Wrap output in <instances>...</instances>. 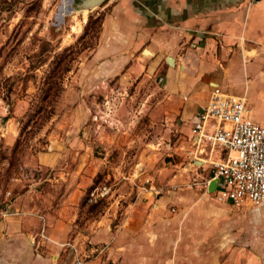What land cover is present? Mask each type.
I'll return each mask as SVG.
<instances>
[{"label": "rangeland", "instance_id": "rangeland-1", "mask_svg": "<svg viewBox=\"0 0 264 264\" xmlns=\"http://www.w3.org/2000/svg\"><path fill=\"white\" fill-rule=\"evenodd\" d=\"M79 1L0 0V264H17L13 256L122 264L130 212L144 247L134 264H264V205L235 210L213 193L199 199L206 185L196 184L202 169L192 162L189 123L162 73L102 77L104 57L90 61L102 26L79 38L111 0L85 12ZM67 3L72 10L59 17ZM192 189L193 202L181 198ZM24 194L36 233L10 239L7 225L23 215L11 204ZM141 197L153 202L142 207ZM46 212L65 220L60 240L43 234Z\"/></svg>", "mask_w": 264, "mask_h": 264}, {"label": "crops", "instance_id": "crops-1", "mask_svg": "<svg viewBox=\"0 0 264 264\" xmlns=\"http://www.w3.org/2000/svg\"><path fill=\"white\" fill-rule=\"evenodd\" d=\"M99 57H104L102 77L107 79H135L162 73L165 94L181 107V118L188 120V130L197 113L207 105L214 86L224 93L244 97L253 119L264 127V0H111L90 61ZM169 58L171 64L167 62ZM198 158L203 163L195 162ZM212 158L194 152L193 165L202 169L199 177L203 182L197 180L198 186L209 178ZM209 193L214 194L206 186L199 199ZM195 195L192 189L186 196L181 194V198L193 202ZM26 197L24 194L11 204L23 215H19L18 224L7 225L5 233L10 239L36 233L26 222L28 208L21 205ZM35 197L42 196L38 192ZM139 201L142 207L153 202L149 197ZM154 202H162V196H156ZM42 203L35 204L37 210ZM133 216L130 212L123 221L122 264H134L132 254L144 249L140 246L142 232L131 230ZM57 217L42 213V232L49 240H60L62 235L55 229L67 226L62 217ZM152 249L158 252L157 247ZM2 251L0 243V256ZM6 256L7 253L3 258ZM11 261L52 264L51 259L43 257H32L28 262L26 257L13 256Z\"/></svg>", "mask_w": 264, "mask_h": 264}, {"label": "built area", "instance_id": "built-area-1", "mask_svg": "<svg viewBox=\"0 0 264 264\" xmlns=\"http://www.w3.org/2000/svg\"><path fill=\"white\" fill-rule=\"evenodd\" d=\"M195 151L210 159L215 198L235 210L264 204V127L257 123L244 97L222 92L214 86L206 106L189 128ZM203 163V159H195ZM97 194L91 200L104 194ZM76 264H82L80 259Z\"/></svg>", "mask_w": 264, "mask_h": 264}, {"label": "water", "instance_id": "water-1", "mask_svg": "<svg viewBox=\"0 0 264 264\" xmlns=\"http://www.w3.org/2000/svg\"><path fill=\"white\" fill-rule=\"evenodd\" d=\"M74 0H68L69 3H72ZM105 0H80L79 1V7L84 10H88L90 8H95L96 6L102 4ZM59 12L58 15L59 17L62 16L63 14H65L66 12H70V10H72V8L70 6H67L65 8L62 7V4L59 6L58 8ZM168 64H171L170 58L167 59ZM216 184V183H215ZM208 191L209 192H214L215 191V186L213 187L212 182L209 184L208 186Z\"/></svg>", "mask_w": 264, "mask_h": 264}, {"label": "trees", "instance_id": "trees-1", "mask_svg": "<svg viewBox=\"0 0 264 264\" xmlns=\"http://www.w3.org/2000/svg\"><path fill=\"white\" fill-rule=\"evenodd\" d=\"M102 20L100 17L95 18V20L92 21V18L89 17L86 25L84 26V34L82 36H80L79 40L82 39L87 31V29L91 28L94 33H99L101 26H102ZM97 23V24H96ZM68 49V48H67ZM70 50V49H69ZM66 70V68L64 69Z\"/></svg>", "mask_w": 264, "mask_h": 264}, {"label": "bare ground", "instance_id": "bare-ground-1", "mask_svg": "<svg viewBox=\"0 0 264 264\" xmlns=\"http://www.w3.org/2000/svg\"><path fill=\"white\" fill-rule=\"evenodd\" d=\"M83 12H85V11H87L86 9H84V10H82ZM215 183H216V181L215 180H213L212 181V185H213V187L215 186Z\"/></svg>", "mask_w": 264, "mask_h": 264}]
</instances>
